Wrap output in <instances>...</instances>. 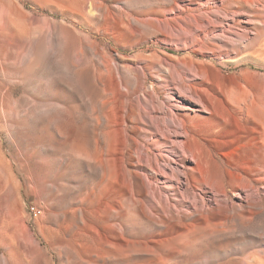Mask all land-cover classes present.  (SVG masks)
I'll list each match as a JSON object with an SVG mask.
<instances>
[{
    "label": "bare ground",
    "instance_id": "bare-ground-1",
    "mask_svg": "<svg viewBox=\"0 0 264 264\" xmlns=\"http://www.w3.org/2000/svg\"><path fill=\"white\" fill-rule=\"evenodd\" d=\"M116 1L129 5V0ZM0 2V126L14 140L28 129V120L36 126L55 123L64 158L76 162L69 170L76 178L67 182L91 178L76 194L77 185H63L72 205L50 212L61 219L52 230L62 234L60 242L43 249L30 228L13 220L4 190L17 159L0 139V247L15 264H55L57 245L68 264L74 253L82 264H113L111 257L119 264H155L161 260L150 258L153 246L170 240L177 248L160 247L159 252L177 257L184 251V261L202 258L213 241L245 235L264 241V82L258 76L228 84L197 75L173 82L166 68L150 61L154 54L126 58L114 48L126 34V22L107 19L112 10L122 15L121 7L102 0H42L101 37L92 40L90 33L82 40L77 32V43L97 48L94 63L75 78L88 77L80 85L95 109L78 126L69 100L72 85L63 71L65 50L55 49L56 40L71 47L76 32L64 18L53 21L56 35L44 36L47 26H33L39 17L16 1ZM17 85L29 88L31 98L23 94L14 100ZM23 101L31 107L19 110ZM171 157L177 165L170 164ZM160 183L174 192L184 186V197L163 199ZM183 203L184 209L177 210ZM116 209L122 211L111 216ZM150 227L155 231L148 235L139 231ZM171 229L177 230L175 236L164 237ZM0 264H6L4 254Z\"/></svg>",
    "mask_w": 264,
    "mask_h": 264
},
{
    "label": "rangeland",
    "instance_id": "rangeland-1",
    "mask_svg": "<svg viewBox=\"0 0 264 264\" xmlns=\"http://www.w3.org/2000/svg\"><path fill=\"white\" fill-rule=\"evenodd\" d=\"M13 1L23 5L27 12L39 17L40 21L36 22L34 27L43 30L44 26H47L50 29L44 36L50 32L56 35L58 30L54 31L53 21L61 22L65 16L60 14L54 5L44 4L42 0H38L40 3L35 0ZM102 1L115 9L121 7V11L124 12L119 15L117 10H112L111 16L107 19L112 22L122 18L126 22V34L119 38L116 44L113 43L114 48L126 58L134 57L136 54H154L155 58L150 61L160 63L166 68L173 82L175 80L179 83L184 77L189 82L194 75L199 76L198 79L209 78L210 81L221 84L232 83L239 77L251 81L259 77L258 80L264 82V0H129V5L125 7L116 0ZM65 19L66 24L76 32V36H72L75 41L73 40L72 46L68 47L67 43L56 40L55 49L57 52L65 50L67 66L63 71L72 85L68 93L71 105L74 106V124L81 126L86 124V115L94 113L95 109L92 101H88V97L83 94L80 85V81L84 84L82 80L86 82L88 77L80 81H76L75 78L78 72L94 63L96 58L94 51L97 48L81 42L77 43V32H80L82 40H84L83 35L90 33L92 40L96 38L99 41L101 37L92 33L79 20ZM2 34L3 32L0 31L3 39ZM67 38L69 39L68 35ZM107 39L112 41V38ZM131 44H135L132 49L128 48ZM146 48L148 50L144 52ZM147 85H151L150 81ZM23 94L31 98L32 92L23 85H17L13 99L17 100ZM171 95L184 102L178 94L171 93ZM30 107L29 103L23 101L18 109L25 110ZM58 116L63 118L64 113L60 112ZM27 123L28 129L18 132L14 140L0 126V139L5 151L17 159V164H12V173L4 192L14 222L18 226L24 224L30 228L44 249L49 244H56L62 234L61 231L60 233L58 230L57 232L52 230L61 219L51 218L50 212L67 211L72 205L69 201L73 197L72 194L65 195L62 189L67 185L70 187L77 185L74 191L76 194L79 189L90 184L91 178L68 183L67 180L76 178L69 173L76 162L64 158L66 150L62 138L56 132L58 125L42 123L36 126L30 120ZM92 128L88 125L86 131ZM150 137L151 135L148 136ZM179 139H184V136L179 135ZM169 162L171 165H177L172 157ZM4 174L7 177V172ZM78 186L80 187L77 188ZM157 186L163 199L166 196L170 199H176L180 197L179 195L184 197V186L181 187L180 192H174L162 183ZM183 209L184 203L177 208L180 211ZM115 211L122 210H113L110 215L113 216ZM131 213L136 216L135 212ZM11 222L14 225L12 220ZM139 231L142 235H148L155 231V227L141 228ZM176 231L171 229L162 234L164 237L172 238ZM221 244L226 246L218 249ZM61 246L57 245V249L53 252L55 264H68ZM209 246L207 251L202 252V258L196 257L184 261V251H180L177 257L167 252L165 254L159 252L160 247L166 251L177 248V245L170 240L161 246L154 245L150 258L152 261L160 259L165 264H261L260 261L264 262V241L251 239L247 235L221 242L213 241ZM2 254L5 255L6 264H15L14 257L0 247V255ZM70 259V264H82L75 253ZM135 259L139 258L136 256ZM109 261L113 264L120 263L119 258L111 257Z\"/></svg>",
    "mask_w": 264,
    "mask_h": 264
}]
</instances>
